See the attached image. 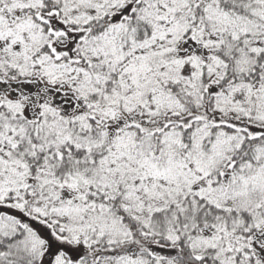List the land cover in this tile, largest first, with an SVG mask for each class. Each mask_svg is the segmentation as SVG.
Instances as JSON below:
<instances>
[{
	"label": "snow or ice",
	"instance_id": "snow-or-ice-1",
	"mask_svg": "<svg viewBox=\"0 0 264 264\" xmlns=\"http://www.w3.org/2000/svg\"><path fill=\"white\" fill-rule=\"evenodd\" d=\"M0 264H264V0H0Z\"/></svg>",
	"mask_w": 264,
	"mask_h": 264
}]
</instances>
